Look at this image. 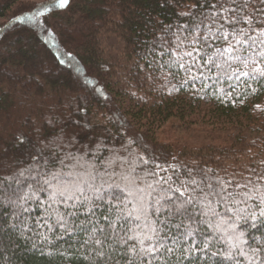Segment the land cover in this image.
Returning a JSON list of instances; mask_svg holds the SVG:
<instances>
[{"label": "trees", "instance_id": "16d2710c", "mask_svg": "<svg viewBox=\"0 0 264 264\" xmlns=\"http://www.w3.org/2000/svg\"><path fill=\"white\" fill-rule=\"evenodd\" d=\"M48 3L0 0V264H92V245L84 244L89 219L105 228L102 214L115 219L101 203L94 217L82 210L68 217L72 230L64 232L55 214L75 210L59 203L49 208L51 190L38 183L37 173L92 172L97 184L146 186L151 165L139 163L141 155L179 166L180 179L191 169L193 175L203 170L210 178L264 184V86L253 94L243 78L217 79L221 69L199 59L188 74L169 54L192 39L194 19L184 14L199 13L202 0H69L62 9L45 10ZM212 43V51L221 44ZM171 119L184 130H210L218 143L176 152L158 138ZM34 188L45 190L20 201ZM120 189H107L109 199L117 197L113 204L124 199ZM237 208H247L240 216L249 218L233 217V225L193 210L195 240L210 241L202 251L192 247V237L179 239L184 229L174 218L167 233L174 248L170 264H189L182 252L191 255L190 264H264V218L252 201ZM45 220L51 232L41 227ZM135 223L120 221L126 228ZM233 236H241L240 247L230 248ZM113 247H107L109 264H126L124 248Z\"/></svg>", "mask_w": 264, "mask_h": 264}, {"label": "snow or ice", "instance_id": "6c2138e0", "mask_svg": "<svg viewBox=\"0 0 264 264\" xmlns=\"http://www.w3.org/2000/svg\"><path fill=\"white\" fill-rule=\"evenodd\" d=\"M68 3L69 0H49L45 10L49 7L62 9ZM184 15L194 19L193 24L188 26L192 39L187 46L182 47L183 42L177 44V48L180 49L177 53L169 50V54L175 56V62L180 70L191 74L199 59L204 65L221 69L217 79L223 77L228 81L233 79L240 81L243 78L246 87L250 88L253 94L264 86V0H202L199 13L194 11ZM214 41H220L221 44L212 51ZM202 75L203 73L199 76L192 75L191 78L200 79ZM228 86L232 90L235 88L232 84ZM226 94L231 95V91ZM70 158L77 159L72 156ZM137 160L141 164L151 165L147 169V175L152 178V182L146 186L137 185L133 188L126 186L120 189L119 185H108L107 182L97 184L98 174L92 172L74 174L48 171L42 175L37 173L40 177L38 183L46 185L47 189L51 190L49 208L59 203L66 209L75 210L56 212L55 224L64 232L72 230L67 218L76 215L77 211L82 210L91 218L96 215L101 203H104L107 205L105 211L114 214L115 219L101 215V218L107 221L106 228L99 227L89 219L93 226L89 229L88 240L84 241V244L92 245L95 256L92 264H109L112 253L107 247L113 245L124 248L126 264H170L174 248L167 244L170 239L167 233L171 231L168 225L173 223L174 218H181V223L176 227L184 229L179 239L192 237V247L202 251L208 247L210 241L195 240V233L199 229L191 225L195 216L193 210L196 208L200 209L199 215L202 217L211 215L218 218L220 224L233 225L235 223L233 217L249 218L240 216L241 211L247 212L248 209H238L237 205L241 203L247 205L248 201H252L258 210V217L264 218V184L253 183L251 180L240 184L221 177L210 178L203 170L197 174L200 176L198 179L191 169L186 170V179H180L177 165L157 162L154 157L146 158L141 155L137 156ZM260 179L264 180V177ZM112 187L120 189L124 197L115 204L112 201L117 197L112 196L109 199L111 194L107 191ZM39 190L45 189L34 188L31 195L25 193L20 197V201L26 203L36 198V192ZM23 203L20 204L21 208ZM128 205H132L131 210L125 211ZM217 206L223 207V212L216 211ZM250 218L255 220L257 212H251ZM185 219L188 221L187 224L184 223ZM121 220L136 223L133 227L126 228L120 224ZM206 222L210 229L220 230V224ZM41 227H47L49 232L53 230V225L47 220ZM232 231L235 232V227ZM43 239L47 240V236L43 235ZM171 239L173 243L176 242L175 234ZM232 240L230 248L240 247L241 236H233ZM181 256L190 264L191 255L183 256L182 252ZM225 258L231 259L230 253L226 254ZM112 264H117V261L112 260ZM176 264H180V261L177 260Z\"/></svg>", "mask_w": 264, "mask_h": 264}, {"label": "rangeland", "instance_id": "374dc122", "mask_svg": "<svg viewBox=\"0 0 264 264\" xmlns=\"http://www.w3.org/2000/svg\"><path fill=\"white\" fill-rule=\"evenodd\" d=\"M178 123V120L171 119L158 131L159 140L170 144L176 152H180L187 147L198 148L203 145L218 143V140L211 135L210 130L201 126H194L189 130H184Z\"/></svg>", "mask_w": 264, "mask_h": 264}]
</instances>
